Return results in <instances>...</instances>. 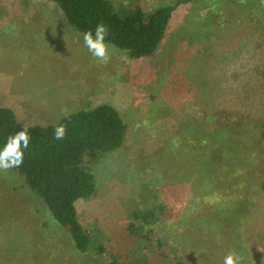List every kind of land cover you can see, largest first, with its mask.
Returning a JSON list of instances; mask_svg holds the SVG:
<instances>
[{"label":"rangeland","instance_id":"1","mask_svg":"<svg viewBox=\"0 0 264 264\" xmlns=\"http://www.w3.org/2000/svg\"><path fill=\"white\" fill-rule=\"evenodd\" d=\"M110 1L122 14L138 8L152 12L177 2ZM210 1L221 2L219 11L224 7L225 20L234 13L235 26L240 22L238 26L249 30L250 23L256 22L259 28L256 23L252 28L264 35V0ZM208 7V0L181 4L153 56L128 60L125 52L110 46V61L98 63L56 4L48 0H0V106L11 108L22 126H33L57 124L67 114L110 105L129 127L123 148L92 167L98 196L78 205L83 224H98L105 230L104 242L114 236L122 243L126 235L122 223L130 221L135 211L149 210L151 204L140 201L141 193L155 190L157 194L161 187L177 182L185 169L193 167L190 162L194 155L187 150L191 147L193 151L195 135L191 136L188 127L197 121L203 128L210 125L211 92H224L226 97L219 102L227 109L240 106L257 90L255 82L248 84L250 78H264V39L253 38L257 33L251 29L244 54L228 52L219 40L231 41L230 34L221 31L217 37H207L205 28L197 27ZM213 29L216 32L215 27L210 30ZM212 57L225 58L214 61ZM64 108L67 113L62 111ZM252 124L249 117H244L242 127L230 128L234 136L248 135L252 140L256 135ZM180 141L186 143L184 147ZM179 147L184 150L179 152ZM201 199L195 197L191 205L179 211V223L188 232L189 240L178 227L164 222L147 225V231L154 233V239L165 238L169 245L182 247L186 239L190 241L188 251L191 245L193 251L200 236L207 234L188 228L187 223L214 211ZM123 210L125 214L120 218ZM3 239L8 254L5 256L1 249L4 255L0 264H31L30 257L35 254L38 264H82L85 260L73 248L69 234L12 169L0 171V240ZM126 243L129 246L125 251H130L134 242ZM214 249L215 254L206 249L201 252L205 264H212L213 259H207L211 255L220 257L219 250ZM135 251L150 254L143 247ZM261 259L264 261V257Z\"/></svg>","mask_w":264,"mask_h":264},{"label":"trees","instance_id":"2","mask_svg":"<svg viewBox=\"0 0 264 264\" xmlns=\"http://www.w3.org/2000/svg\"><path fill=\"white\" fill-rule=\"evenodd\" d=\"M208 1L209 10L200 16L201 24L197 27L205 28L204 35L207 37H217L221 31L230 34L228 38L232 43H224L223 39L219 43L226 45L230 53L237 56L244 54L249 30L256 22L250 23L249 30L238 26L240 22L235 26L234 13L225 20L224 7L219 11L220 1ZM48 2L56 4L67 24L82 38L86 31L94 33L96 26L104 23L109 29L106 43L125 52L128 60H135L157 52L174 12L181 4H190L193 0H177L175 5L163 6L152 12L138 8L128 14H122L110 0ZM256 25L259 28V24ZM213 27L216 32L210 30ZM253 31L257 33L253 36L257 41L264 39L258 29ZM230 48H234L233 51ZM218 58L225 57H212V60ZM250 81H247L248 84L255 82L257 90L245 97L247 102L243 100L240 106L231 105L227 109L219 102L223 96L226 97L224 92L215 90L218 95L211 92L213 111L209 112L210 125L203 128L197 121L188 127L191 136L195 135L193 151L186 146L187 151L194 155L195 159L190 162L193 167L189 166L188 170L180 173L182 175H178L177 182L164 189L161 187L157 194L154 190L139 195L142 203L150 202L151 205L148 211H135L130 221L122 223L126 234L122 243L114 236L104 242L105 230L98 224L94 227L83 224L78 209L80 203L98 196L99 187L92 169L94 163L121 150L127 140L129 127L113 106L100 105L67 114L57 124L28 126L30 146L25 150L23 165L12 170L18 173L26 187L69 234L73 248L85 259L82 264H205V256L201 252L206 249L215 254V247L220 257H207L208 260L213 259L212 264H223L225 256L233 251L240 257V264H248L251 260L252 264H264L261 259L264 257V78L251 77ZM224 114L234 122H228L223 118ZM244 117H249L255 127L256 135L252 140L248 135L234 136L230 128L232 125L242 127ZM235 118H239L238 121L235 122ZM57 125L67 127L62 140L53 138ZM22 127L11 108L0 106V148L5 145L8 136L22 130ZM180 142L184 147L186 143ZM178 150L184 149L179 147ZM195 197L206 200L204 203L214 211L212 215L207 214L198 221L187 223L188 228L207 234L197 241L198 250L194 247L192 251L191 245L188 251V232L179 223V211L191 205ZM124 214L125 211L119 217ZM159 222L178 227L182 232L180 234L188 240L184 239L181 247L169 245L163 237L154 239V233L147 231L146 226ZM2 241L4 243L5 239ZM128 241H133L134 245L130 246V251H125ZM5 246V243L0 244V257L4 252L5 256L8 254ZM142 247L150 254L136 253L135 250ZM28 255L31 253L28 252ZM35 257H30L33 260L31 264H38ZM21 262L24 263L25 258Z\"/></svg>","mask_w":264,"mask_h":264},{"label":"clouds","instance_id":"3","mask_svg":"<svg viewBox=\"0 0 264 264\" xmlns=\"http://www.w3.org/2000/svg\"><path fill=\"white\" fill-rule=\"evenodd\" d=\"M109 29L104 23L96 26L94 33L88 30L83 34V43L98 63H108L111 59L110 45L106 43ZM67 113V108L62 109ZM67 133L66 125H57L54 129L53 138L62 140ZM31 137L28 126L23 125L22 130L10 135L3 148H0V171H8L12 168H19L23 165L25 150L29 148ZM223 264H240V257L233 251L229 252L223 261Z\"/></svg>","mask_w":264,"mask_h":264}]
</instances>
